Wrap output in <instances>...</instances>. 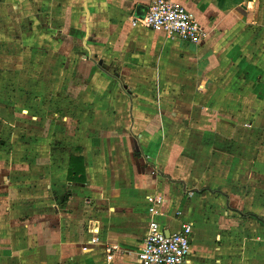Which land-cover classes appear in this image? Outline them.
<instances>
[{
    "label": "rangeland",
    "instance_id": "1",
    "mask_svg": "<svg viewBox=\"0 0 264 264\" xmlns=\"http://www.w3.org/2000/svg\"><path fill=\"white\" fill-rule=\"evenodd\" d=\"M17 3L0 0V157H7L8 166L23 163L17 172L26 173L31 161L41 167L32 166L38 175L32 184L38 189L35 203L42 218L48 211L53 220L57 205L68 200L66 212L84 206L93 214L96 208L107 211L118 198L142 194L144 167L153 181L157 172L171 176L165 169L172 164L173 173H182L222 200V209H238L234 215L244 224L256 219L250 215L256 214L260 192L264 194V162L256 150L257 141L264 143V101L255 95L264 96V70H256L253 62L240 68L239 45L245 49L247 44L248 55L259 53L256 59H264V13L248 7L246 37H238L242 21H234V35L223 37L210 59L184 56L182 80L159 85L135 77L138 71L146 74L130 67L138 63L126 55V43L113 46L111 36L86 34L75 19L63 31L67 13L62 3L61 12L44 17L47 22L54 16L62 25L49 22L48 27L38 25L33 7L17 9ZM223 62L230 63L224 67ZM206 66L208 83L203 81ZM242 90L246 100L243 94L241 100L237 97ZM249 120L253 128L244 127ZM207 125L217 129H203ZM78 148L86 157L90 180L81 186L67 184L60 197L62 167ZM49 172L54 180L44 181ZM29 216L24 213L22 221ZM230 229H218L215 235H245Z\"/></svg>",
    "mask_w": 264,
    "mask_h": 264
},
{
    "label": "crops",
    "instance_id": "2",
    "mask_svg": "<svg viewBox=\"0 0 264 264\" xmlns=\"http://www.w3.org/2000/svg\"><path fill=\"white\" fill-rule=\"evenodd\" d=\"M16 1L17 9L27 5L33 7L32 14H36L38 25L45 23L46 27L49 26V22L55 26L62 25L63 21L61 23L59 20H53L54 16L47 22L44 18L46 14L61 12L58 4L62 3L67 13L63 31L69 29L71 21L75 19L79 25H82L81 30L86 34L92 35V32H95L94 37L102 38L111 36L110 43L113 46L126 43L129 46L126 55L133 59V63H138V66L130 67L135 71L138 67L142 68V73L146 74L145 78L138 71L135 77L147 79L159 85L170 83L173 78L182 80L180 74L183 70L184 56L201 55L202 59L198 60L199 62L210 59V54L215 53L216 48H219L218 42L223 37L234 35L232 34L234 21H242L239 22L241 30L238 37L242 39L246 37L248 7L255 6L254 9L261 11L260 14L264 13V0H174L184 5L208 32L206 39L200 44L192 45L170 38L164 32L133 25V16L143 14L149 0ZM108 31L109 34H104ZM243 46L240 43L239 49L243 54V58L239 61L240 68L244 65H252L253 62L256 70H264L263 57L257 60L259 53L248 55L250 50L247 44L245 49ZM117 50L120 53L118 48ZM226 63L230 62H223L224 67ZM203 66L204 64L201 65ZM206 69L208 74L209 66H206ZM254 75L255 73L252 74ZM210 79L208 74L203 81L208 83ZM259 84L263 86L262 83ZM240 93L237 95L239 100L242 99V94L246 100V92L242 90ZM255 96L262 104L264 96L262 94ZM253 126L254 123L249 120L245 122L244 127L253 128ZM208 128L217 129L215 126L208 125L203 129ZM220 129L218 128V132L222 131L221 127ZM211 143L208 144L213 148ZM256 145H258L256 150H261V159L259 157L258 160L264 162V143L258 144L257 141ZM210 154H212L211 151ZM73 155L84 157L85 182L68 179ZM211 158H214V155ZM5 159L7 157H0V264H141L136 257V252L142 246L152 219L171 231L177 230L185 221L193 223L194 240L188 264H264L263 192H260L262 204L257 205L258 208L253 210L256 214L250 215L256 219L244 224V220L237 219L234 215V211L238 212V209L233 211L230 206L226 210L222 209V200L218 201L215 195L203 192L198 183L189 182L182 173H173L172 164L167 165L165 169L172 178L169 175H163V172L162 175L157 172V175L151 177L153 181L147 179L150 175L147 173L151 170L144 167L143 170L141 169V174L143 173L146 177L142 178V175L140 177L141 182L147 184L137 198L131 195L118 198V202L110 205L107 211L96 208L94 214L86 206L76 207L66 212L65 209L71 208L68 200L63 206L57 205L59 214L52 215L51 217L55 218L51 220V213L48 211L43 218L40 216L39 204L35 203L38 189L32 183L37 180L38 175L34 173L32 166L38 163L31 161L28 165L27 162L26 165L24 164L27 171L23 173L19 170V166L22 167L23 163L13 162L8 166ZM156 163L162 167L161 159H158ZM34 167L41 168L38 165ZM62 168L63 190L60 197L65 195L66 192L63 193V191L67 184L81 186L90 180L89 167L81 148L74 149L69 154ZM42 178L44 181L54 180L50 172ZM147 196H158L162 202L152 204ZM183 202L185 206L181 207ZM151 206L154 207L155 213H151ZM86 211H90V214H86ZM24 213H30V216L28 220L22 221ZM231 227L237 228L240 231L239 234L241 232L245 234L244 237L233 238L229 235L218 238V234L215 235L218 229L226 232ZM216 239L222 241V246H218ZM107 247L117 248L112 259L107 258L105 250Z\"/></svg>",
    "mask_w": 264,
    "mask_h": 264
},
{
    "label": "built area",
    "instance_id": "3",
    "mask_svg": "<svg viewBox=\"0 0 264 264\" xmlns=\"http://www.w3.org/2000/svg\"><path fill=\"white\" fill-rule=\"evenodd\" d=\"M133 25L143 26L156 32H164L168 37L200 44L208 32L193 14L181 3L174 0H149L146 11L133 16ZM150 203H161L158 196H147ZM151 213H155L153 206ZM194 227L185 221L174 231L167 230L157 220L152 219L142 246L136 252L141 264H188L192 255ZM117 248L107 247V258L112 259Z\"/></svg>",
    "mask_w": 264,
    "mask_h": 264
},
{
    "label": "trees",
    "instance_id": "4",
    "mask_svg": "<svg viewBox=\"0 0 264 264\" xmlns=\"http://www.w3.org/2000/svg\"><path fill=\"white\" fill-rule=\"evenodd\" d=\"M68 179L77 182H85L86 171L83 156H72Z\"/></svg>",
    "mask_w": 264,
    "mask_h": 264
}]
</instances>
